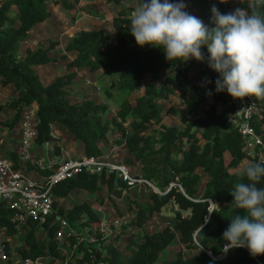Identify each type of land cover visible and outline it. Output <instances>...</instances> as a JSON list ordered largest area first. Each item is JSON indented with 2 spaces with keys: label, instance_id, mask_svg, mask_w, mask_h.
<instances>
[{
  "label": "trees",
  "instance_id": "trees-1",
  "mask_svg": "<svg viewBox=\"0 0 264 264\" xmlns=\"http://www.w3.org/2000/svg\"><path fill=\"white\" fill-rule=\"evenodd\" d=\"M51 1H0V82L15 87V96L5 104L15 112L14 123L21 118L24 107L37 104L36 143L42 145L50 141L52 124L61 123L83 141L86 157L102 155L99 141L111 130H119L132 155L125 162L128 165L136 162L141 175L160 191L149 188L148 201L136 203L128 225L140 228L141 234L129 232L124 227L121 233L115 234L114 240H100L93 246L79 245L67 264H159L162 255L173 245L178 248L171 264H264V256L253 258L246 248L223 252L227 241L222 239V234L230 222L228 219L236 213L244 214V210L232 205L234 198L230 192L235 183H249L241 173L256 161L245 160L244 142L231 122L233 110L227 105L224 93L214 92L212 102L207 103L204 93L191 85L195 69L198 77L215 89L219 74L209 67L207 59L170 62L161 49L138 46L128 28L140 0H106L113 5L131 3V7L114 15L116 34L109 37L104 30H82L69 41L67 50L76 52L69 67H86L101 73L102 86L108 87L105 94L109 99L116 91L127 92L116 105L115 116L107 118V102L93 98L81 102L69 99L66 87L72 74L60 75L48 84L42 82L36 67L56 60L50 54L51 47L40 46L20 54L29 32L51 16L48 7ZM188 1L209 28L215 26L211 22L213 4L222 13L237 8L247 11L256 6V0H241L237 8H232L230 0L223 3L220 0ZM63 5L69 8L73 3L65 0ZM110 39L114 41L112 45ZM202 51L207 57L206 47ZM147 74H151L150 83L144 86L141 96L130 101L129 97L142 87ZM173 98L178 99V107L173 104ZM158 99L169 104L166 110ZM220 104L224 105L222 110ZM168 114L179 116L185 128L166 124L164 118ZM127 124L129 126H125ZM255 126L264 138V112ZM116 179L122 187H128L115 174L86 172L57 184L53 191L55 215H66L70 221L80 224L100 222L102 217L87 201L71 208L60 206L59 202L75 189L97 192L103 184L110 187ZM257 186L264 188V178ZM167 208L173 212V221L150 232L147 225ZM12 215L10 207L1 205L0 238L4 237L8 248L10 244L5 238L19 234L16 254L21 258L42 256L47 260L46 264H59L65 260L54 241L55 215L44 223L30 221L22 231L12 224ZM39 231L44 233L40 238ZM121 237H127L126 256L116 242ZM2 264H13V261L9 259Z\"/></svg>",
  "mask_w": 264,
  "mask_h": 264
},
{
  "label": "clouds",
  "instance_id": "clouds-1",
  "mask_svg": "<svg viewBox=\"0 0 264 264\" xmlns=\"http://www.w3.org/2000/svg\"><path fill=\"white\" fill-rule=\"evenodd\" d=\"M186 9L184 0H140L128 30L138 46L161 49L170 62L207 59L219 74L216 93L226 92L236 99L264 96V0H256V6L247 11L237 8L226 13L213 4L212 28ZM241 175L249 183H235L230 194L232 205L244 214L228 219L223 252L246 248L256 258L264 256V188L257 186L264 178V161L249 164Z\"/></svg>",
  "mask_w": 264,
  "mask_h": 264
},
{
  "label": "built area",
  "instance_id": "built-area-1",
  "mask_svg": "<svg viewBox=\"0 0 264 264\" xmlns=\"http://www.w3.org/2000/svg\"><path fill=\"white\" fill-rule=\"evenodd\" d=\"M209 90L214 95L215 89L206 87L204 95ZM225 101L233 110L231 122L238 130L244 142L245 160L264 161V138L256 129V122L260 121L264 112V96H247L236 99L224 92ZM38 106L31 104L23 108L20 125V143L17 149L20 166H14L10 160L0 156V207L5 205L13 210L11 222L22 231L30 221L44 223L48 217L57 212L54 208V188L57 184L72 180L86 172L88 174H115L120 177L128 187L135 185H148L160 191L142 175H133L127 163L118 159H111L109 155L89 156L84 158L68 157L63 160L52 159L49 162L31 154L38 135ZM52 139L55 136L51 126ZM55 151V146L50 147ZM34 173V174H33ZM130 214L119 216L113 221L101 218L98 223L80 224L70 221L66 215H55L53 224H56L54 241L57 248L65 256L59 264H67L71 251L78 249L79 245L93 246L102 241L113 240L116 233H121L130 223ZM19 231V232H20ZM38 238L44 233L38 232ZM10 238L6 237L10 244ZM74 238V242L72 239ZM11 254V255H10ZM12 259L13 264H46L45 257L36 259L21 258L8 248L4 237L0 238V264Z\"/></svg>",
  "mask_w": 264,
  "mask_h": 264
},
{
  "label": "crops",
  "instance_id": "crops-1",
  "mask_svg": "<svg viewBox=\"0 0 264 264\" xmlns=\"http://www.w3.org/2000/svg\"><path fill=\"white\" fill-rule=\"evenodd\" d=\"M64 1L65 0H52L48 4L51 16L36 25L29 32L28 37L22 44L20 54L24 55L27 49L35 50L40 46L45 48L51 47L50 54L52 57H55L56 60L44 66L36 67V71L43 83L48 84L54 81L58 76L70 73L73 77L66 87V91L71 101L81 102L86 98H93L99 102H107L109 104L110 99L106 96L104 88H100V85L98 84L101 83V73L91 71L86 67H69L68 63L74 60L76 52L67 50V45L69 41L82 30H104L109 37H113L116 34V30L113 26L114 15L122 9L131 7V3L123 2L120 5H113L106 2V0H66L73 3V5L69 8H65L63 5ZM184 3L187 5L186 10L188 12L189 9H194L189 4L188 0H184ZM240 3L241 0H230L232 8H237ZM95 11H97V21L94 20V15L92 16ZM196 16L198 17V14ZM96 22L97 27L95 25ZM198 79L200 80V84L201 82H207L201 79V77H198ZM144 86L145 85H142L139 90L129 97L130 101L135 100L143 94L144 91L142 92L141 89ZM15 94V87L12 84L2 85L0 82V156L20 166V160L17 153L21 136L19 125L20 119L14 123L15 112L5 106ZM221 106L224 108L223 104H220L219 107ZM110 113L111 117L115 116V108L110 109L109 107L107 116L108 114L110 115ZM125 126H129V124ZM52 128L55 136L50 141H47L42 145L37 144L31 149V154L34 157L42 158L46 162H49L52 159L63 160L68 157H86L83 141L75 137L61 123L52 124ZM112 134L113 135H108L105 139L99 141V146L103 150L102 155H109L111 159H118L123 162H125L126 158H132L121 133L119 134L115 132ZM52 145L58 150L56 151L55 149V151H52L50 149ZM129 166L133 175H141L140 166L136 162L129 163ZM148 193L149 188L147 185L141 184L125 188L122 187L119 180L116 179L112 182L110 187L103 184L97 192L75 189L68 197L62 198L59 205L71 208L76 203L87 201L91 204L96 213L101 212L107 216V214L102 211L104 207L103 205L101 206L102 210H98L99 205L105 199L104 204L108 205L109 219H112L113 216H117V213L112 209V207H114L113 202L111 203L109 201V198H113L114 202L116 201L117 206L120 208L126 204H132V217L134 216L136 203H146L149 199ZM104 194H106V197L103 196ZM131 194H134L133 198L137 200V202L129 203V201H127V196ZM122 210L123 209L119 210L120 213L123 212ZM162 214L163 211L158 214L156 218ZM151 223L152 222L147 225V229L150 232H153L155 229L151 230ZM132 230L137 232V234H141L142 232L140 228H134Z\"/></svg>",
  "mask_w": 264,
  "mask_h": 264
},
{
  "label": "rangeland",
  "instance_id": "rangeland-1",
  "mask_svg": "<svg viewBox=\"0 0 264 264\" xmlns=\"http://www.w3.org/2000/svg\"><path fill=\"white\" fill-rule=\"evenodd\" d=\"M1 1V0H0ZM75 1V0H74ZM79 2V1H78ZM1 3V2H0ZM78 4V3H77ZM189 12L191 13V14H194L195 16L197 15V12H196V10L195 9H189ZM94 15V20L95 21H97V11H95L93 14H92V16ZM95 25H96V27H97V22L95 23ZM114 43V41H113V39H110L109 40V44H113ZM197 71L194 69L193 71H192V78H194L193 79V81H191V85L193 86H196L197 88H198V91H200L201 93H203L204 92V90L206 89V87H207V82L206 83H202L201 82V84L199 83V79H198V75H197ZM150 81H151V75L149 74V75H147L146 76V78L144 79V81H143V84L142 85H147L148 83H150ZM99 85H100V88L102 87V88H104V92L106 91V89L108 88V87H103L102 86V79H101V83H98ZM198 84V85H197ZM144 88V87H143ZM143 88L141 89V91L143 92L144 90H143ZM209 88H211L212 89V86H210L209 85ZM141 91H139L140 93H142ZM215 92V91H214ZM127 96V92H125V91H119V92H114V97L113 98H111L110 99V103H109V107H110V109L111 108H116V105H118V104H120V102L123 100V98H125ZM212 99H213V95L212 96H208V97H206V102L207 103H210V102H212ZM108 101V100H107ZM158 102L160 103V105H161V107L163 108V110H166L167 109V107L169 106V104H167L166 102H164V101H162V100H160V99H158ZM172 102H174L173 104H175V106H177L178 107V105L177 104H179V102H178V99H176V98H173V100H172ZM207 105V104H206ZM206 105H204L205 107H206ZM223 109V106H221L220 107V110H222ZM109 117H111V113H110V115L108 114V116H107V118H109ZM164 121H165V123L166 124H169L170 126H179L180 125V127L181 128H185V123L182 121V119H180V117L179 116H175V115H173V114H168V115H166V117L164 118ZM120 123V122H119ZM115 132H117V133H119L120 134V132H119V130L118 131H115V130H111L110 131V133H109V135H113L112 133H115ZM227 158H226V160L228 161V155L226 156ZM245 163H248L247 161H245ZM244 163V164H245ZM242 167H239L238 169H241ZM231 170H233V169H231ZM137 173V172H136ZM136 176H137V174H136ZM149 187H151V186H149ZM151 189H153L152 187H151ZM143 190H144V188H143ZM134 194H131V195H128L127 196V201H129V203H135V202H137V200H135L133 197ZM141 195H142V193H141ZM103 196H105L106 197V194H104ZM143 196V195H142ZM110 200V202L112 203L113 202V205H114V207H112V209H114V211L117 213V216H113L112 217V219H109V209H108V205H105L104 204V202H105V199H104V201L99 205V207H98V210H102L101 209V206L103 205L104 207H103V213H105V214H107V216H105L104 214H102L101 212H98L99 213V215H101L102 216V218H104V219H106V220H110V221H113V220H115L116 218H118L119 216H121V215H124V214H130V215H133V213H132V210H133V207H132V204L130 205V204H126V205H124V206H122V208H120L119 206H117V204H116V201L114 202V199L113 198H109ZM110 204V203H109ZM117 208V209H116ZM120 209H123L122 211L123 212H121L120 213ZM134 212H135V210H134ZM173 218H174V216H173V212H172V210L171 209H165V210H163V214L161 215V216H158L155 220H153L152 221V223H151V230H158L163 224H166V223H170V222H172L173 221ZM125 229H127L129 232L130 231H132V229H134V228H132V226H130V225H126L125 226ZM41 233H43V232H41ZM19 234H17V235H15V236H12L11 238H10V249H11V253H12V255L14 254V253H16V247H17V245L19 244V242H20V240H19V236H18ZM114 238H115V235H114ZM114 238H113V240H114ZM115 240H117V239H115ZM116 242H118V246L120 247V250L122 251V253L126 256L127 254H128V250H127V248H126V244H127V237H121V238H119V240L118 241H116ZM96 247V246H95ZM177 246H172L167 252H165L163 255H162V257H161V259H160V261H159V264H171L172 262H173V260H174V258H175V253H176V249L178 248H176ZM96 248H98L99 249V246H97ZM70 253H71V255H72V253H73V251H71L70 250ZM72 257V256H71Z\"/></svg>",
  "mask_w": 264,
  "mask_h": 264
}]
</instances>
